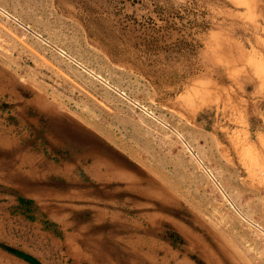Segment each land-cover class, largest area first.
<instances>
[{
	"label": "rangeland",
	"instance_id": "obj_1",
	"mask_svg": "<svg viewBox=\"0 0 264 264\" xmlns=\"http://www.w3.org/2000/svg\"><path fill=\"white\" fill-rule=\"evenodd\" d=\"M4 113L0 264H264V0H0Z\"/></svg>",
	"mask_w": 264,
	"mask_h": 264
},
{
	"label": "crops",
	"instance_id": "obj_2",
	"mask_svg": "<svg viewBox=\"0 0 264 264\" xmlns=\"http://www.w3.org/2000/svg\"><path fill=\"white\" fill-rule=\"evenodd\" d=\"M44 134L46 137H50V142H47V138L43 137L42 134L38 133L32 125L28 124L26 121L22 122H15L7 120V115L4 113V124L0 127V144L4 145V150L12 151L16 155V159H6L8 155L4 156V180L7 181L8 184L18 187L19 180L16 181L13 178H10L12 172L15 170H20L21 172L24 170V165L26 160L30 163H33L34 159H44V164L53 163L51 160H48L46 156V150H51L53 147L52 141L56 140L60 147L65 146L64 139L62 137L56 136L54 132L50 131L45 128ZM34 131L33 136H40L38 139L41 141L44 139L46 142H42L38 146H34L29 144V142H25L26 137L30 136L31 133ZM43 133V132H42ZM4 197L3 194H0V197ZM5 196H9L8 193H5ZM13 196V195H11ZM14 197V196H13ZM0 261L4 262V253H0ZM2 262V263H3Z\"/></svg>",
	"mask_w": 264,
	"mask_h": 264
},
{
	"label": "trees",
	"instance_id": "obj_3",
	"mask_svg": "<svg viewBox=\"0 0 264 264\" xmlns=\"http://www.w3.org/2000/svg\"><path fill=\"white\" fill-rule=\"evenodd\" d=\"M7 248H8L10 251L14 252L15 254H17V255H19V256L25 258L26 260H28V261H29L30 263H32V264H41V263L39 262V260H38L36 257H34V256H32V255H30V254H28V253H25V252L20 251V250H16V249L11 248V247H7Z\"/></svg>",
	"mask_w": 264,
	"mask_h": 264
}]
</instances>
